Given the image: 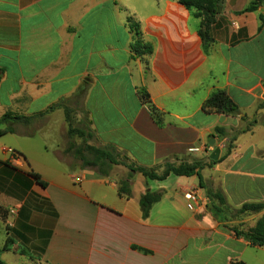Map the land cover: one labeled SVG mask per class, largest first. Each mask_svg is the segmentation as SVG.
Returning a JSON list of instances; mask_svg holds the SVG:
<instances>
[{
	"label": "crops",
	"instance_id": "1",
	"mask_svg": "<svg viewBox=\"0 0 264 264\" xmlns=\"http://www.w3.org/2000/svg\"><path fill=\"white\" fill-rule=\"evenodd\" d=\"M261 14L264 8L242 14L232 22L239 30L223 37L216 30L205 51L201 21L179 0H0V119L29 117L28 124L13 121L15 132L0 138V248L13 241L5 264L10 254L17 264H264V246L230 229L254 227L264 210L222 222L200 186L202 180L221 191L232 210L264 203V54L255 46L251 66L242 51L264 43ZM130 20L152 54L134 56ZM140 89L165 113L163 126ZM217 91L239 106L237 116L203 110ZM66 110L73 128L91 130L88 144L139 167L171 156L207 164L216 149L219 159L200 176L153 181L134 173L127 198L118 191L127 167L113 166L102 177L68 150L83 139L69 138ZM193 147L205 151L190 153ZM190 190L198 203L185 197ZM147 191L164 196L143 219L140 198Z\"/></svg>",
	"mask_w": 264,
	"mask_h": 264
},
{
	"label": "trees",
	"instance_id": "2",
	"mask_svg": "<svg viewBox=\"0 0 264 264\" xmlns=\"http://www.w3.org/2000/svg\"><path fill=\"white\" fill-rule=\"evenodd\" d=\"M218 0H179L183 5H185L193 15L201 21L200 34L203 38L205 51H208L213 45L214 41H209L207 38V32L203 29L205 28L204 21L199 17L197 12V2L200 4H205L208 6H213ZM259 8H264V0H252L250 4L244 9V13L257 12ZM261 21H264V14L259 16ZM130 30L134 34V41L131 44V51L135 57L143 58L146 55L152 54L154 47L152 44L147 43L142 38V33L140 31V26L133 21H129ZM209 41V42H208ZM88 91V84H85L77 93V96L84 98ZM139 96L142 101L148 105L151 115L155 122L159 126H163L165 122V113L160 111L151 101L150 94L145 89L139 90ZM63 103H59L51 107L50 110L62 107ZM203 110L207 113H219L228 116H237L239 114V106L230 98V96L225 91L214 92L203 104ZM66 118L69 124L68 136L73 139L74 136H78L83 139V143L76 146L74 143H70L68 150L72 151L74 155L81 160L82 166L84 168L94 169L96 173L102 177L109 176L113 169V166L122 165L129 169V175L127 178L123 179L119 183V195L130 198L132 196L131 179L134 173H140L146 180L153 181H164L169 176H181V177H191L195 174L200 176V170L205 166H212L216 164V161L210 160L206 164L202 160L190 159L186 157L171 156L165 160L162 164L153 168H144L134 165L128 161V159L114 150L109 148H97L88 144V141L92 138V132L89 128L85 127L83 129H75L71 125L70 115L68 110H66ZM22 121L25 124L29 123V117H21L13 113H7L0 119V138L8 134H13L15 132L12 127L13 121ZM216 134L220 135L222 138L226 136L225 130L223 128H216ZM236 139H231L230 143L227 145L229 152L234 147L233 142ZM31 175L37 183L46 186V183L41 179L39 174L30 172ZM200 186L206 189V195L212 204L211 212L214 216L222 222L232 221V219H237L243 215L256 214L264 210V203H246L240 209L232 210L228 205L227 200L221 191H214L205 186L203 181H200ZM164 196L163 192H153L147 191L140 198V208L142 212L143 219H147L150 215L152 207L162 200ZM230 214L231 218L228 219L227 215ZM230 229L236 234L237 237L244 238L253 246H264V216H262L256 222L255 226L252 228H244L242 224H236L230 226ZM13 241L8 238L5 246L0 248V264H5L2 258L4 252L9 251ZM144 253H150L147 250H143Z\"/></svg>",
	"mask_w": 264,
	"mask_h": 264
},
{
	"label": "rangeland",
	"instance_id": "3",
	"mask_svg": "<svg viewBox=\"0 0 264 264\" xmlns=\"http://www.w3.org/2000/svg\"><path fill=\"white\" fill-rule=\"evenodd\" d=\"M251 1L252 0H218L213 6L197 2V12L199 17L204 21L205 28L203 30L207 32V38L209 41H215L216 30H218L221 37L229 31L233 32L232 22L237 20L242 14H245L243 11ZM255 46H259L260 51L264 54V43L259 40H255L252 44L245 46L242 49L245 53L244 62L251 66H255L257 62V58L252 55L255 52ZM76 141L77 143L81 142L79 138H76ZM5 258L9 264H17V261H19L18 257L13 254H10Z\"/></svg>",
	"mask_w": 264,
	"mask_h": 264
},
{
	"label": "built area",
	"instance_id": "4",
	"mask_svg": "<svg viewBox=\"0 0 264 264\" xmlns=\"http://www.w3.org/2000/svg\"><path fill=\"white\" fill-rule=\"evenodd\" d=\"M233 28L237 32L239 30V25L236 22H234ZM224 147H225V143H223L220 148L222 149ZM201 151H205V149H202L201 147H193V148L189 149L190 153H199ZM7 152L9 154H11L13 161H17L19 159V155H18V153H16V151L14 149H11V148L7 149ZM185 197L192 202H195V203L199 202V195H198L197 191H195V190H190V191L186 192Z\"/></svg>",
	"mask_w": 264,
	"mask_h": 264
},
{
	"label": "water",
	"instance_id": "5",
	"mask_svg": "<svg viewBox=\"0 0 264 264\" xmlns=\"http://www.w3.org/2000/svg\"><path fill=\"white\" fill-rule=\"evenodd\" d=\"M215 144V140L212 139L210 141V145L213 146ZM219 155H220V149H216L213 154L211 155V159L214 160V161H217L219 159ZM210 207H212L211 204H209Z\"/></svg>",
	"mask_w": 264,
	"mask_h": 264
}]
</instances>
